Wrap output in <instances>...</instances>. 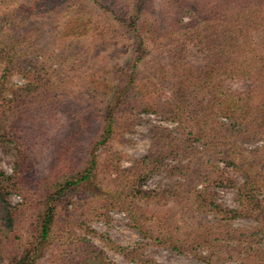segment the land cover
Returning a JSON list of instances; mask_svg holds the SVG:
<instances>
[{"label": "trees", "instance_id": "obj_1", "mask_svg": "<svg viewBox=\"0 0 264 264\" xmlns=\"http://www.w3.org/2000/svg\"><path fill=\"white\" fill-rule=\"evenodd\" d=\"M142 113L177 132L159 131L155 149L124 169L111 144ZM66 114L69 139L39 176L32 124ZM0 149L11 163L7 174L0 161V264H116L86 226L112 211L199 263L264 264V0H0ZM199 149L206 162L169 164ZM156 173L174 184L144 189ZM219 188L234 192L233 207ZM75 198L85 222L70 221ZM168 203L190 221L185 240L147 210ZM239 219L250 223L231 226ZM112 248L159 264L141 247Z\"/></svg>", "mask_w": 264, "mask_h": 264}, {"label": "rangeland", "instance_id": "obj_2", "mask_svg": "<svg viewBox=\"0 0 264 264\" xmlns=\"http://www.w3.org/2000/svg\"><path fill=\"white\" fill-rule=\"evenodd\" d=\"M161 0H155V5L157 6ZM15 84H22L23 81L19 76H15L12 79ZM239 84V85H238ZM234 85V88L242 89L243 85L238 83ZM75 98L77 104L81 103L79 108L82 109L84 106V95L81 93H75ZM89 116V115H88ZM86 117V120L89 117ZM69 115H45L40 118V122L33 123L32 132L29 133L30 139L28 140L31 146L32 158L36 164V173L39 176L46 174L49 165L55 156V147L57 144L64 142L69 139V133L71 131L72 125L70 123ZM76 130H80L81 133H85L87 128H79L78 121L76 122ZM163 129L169 130L172 134L177 132L176 125L162 120L152 114L142 113L133 127L132 130L119 133L111 144V150L117 153L121 159L120 165L124 169H128L133 166L136 160H139L155 149V139ZM83 130V131H81ZM259 144H250L246 147L248 149L256 148ZM195 154L189 155L188 158L182 160L169 161L172 167H180L187 164L189 158H194L199 161H207L209 156L203 154L201 150H195ZM179 157V156H176ZM182 157V156H181ZM213 159V162L217 163L219 169L224 166L221 162ZM0 161L2 169L7 173H11V163L6 157V154L0 149ZM232 175V174H231ZM175 182V179L164 173H156L152 175L146 182L144 189L152 190L157 187L162 189L170 188ZM218 201L227 207H233V196L234 192L231 189L219 188ZM78 204L76 210L77 212H69V215H73L70 221L75 222L76 220L80 222H85L86 219L83 217H78L81 214V209L84 206V201H80L76 198L74 199ZM13 202H17V197H12ZM183 206V205H182ZM69 210H75V208L70 207ZM149 213L162 217H168L169 222L172 223V237L175 240H185L187 238L186 233L189 231L190 221L183 216L184 210L178 205L173 203H168L167 205H151L147 208ZM170 210V211H169ZM75 214V215H74ZM66 216V215H65ZM163 217V218H164ZM65 218V217H64ZM81 219V220H80ZM90 220L86 223V226L91 230H94L97 236L89 235L88 238L94 243L98 248L102 249L109 259L114 261L116 264H131L127 259H125L121 254L115 252L112 246L121 247L125 249L135 250L141 247L140 254L148 259H153L159 264H202L196 261L193 256L187 255L183 252H178L171 250L168 247L158 246L157 244L144 240L138 231L132 229L129 225L127 217L118 211L109 212L107 220H97L96 218H89ZM250 222L245 219H239L231 223L233 227H244ZM85 226V227H86ZM84 229V227H82ZM264 238V237H263ZM146 243L147 246L143 248L141 244Z\"/></svg>", "mask_w": 264, "mask_h": 264}]
</instances>
